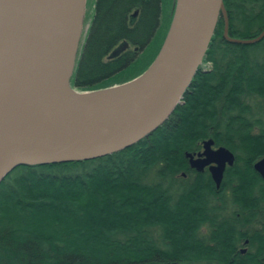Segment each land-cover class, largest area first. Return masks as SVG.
<instances>
[{
	"label": "trees",
	"instance_id": "obj_1",
	"mask_svg": "<svg viewBox=\"0 0 264 264\" xmlns=\"http://www.w3.org/2000/svg\"><path fill=\"white\" fill-rule=\"evenodd\" d=\"M224 4L229 37L249 40L264 32V0ZM166 5L167 0H96L72 88L98 91L143 75L169 30L163 25ZM224 32L220 17L181 103L151 135L105 157L20 166L5 178L0 186V264H191L211 256L196 240L197 228L209 217L198 200L197 183L181 178L188 169L185 153L210 138L225 145L228 140L264 145V39L239 45L228 42ZM159 36V47L149 56ZM124 43L129 47L112 57ZM203 65H211V71ZM246 97L256 100H242ZM261 155L252 151L250 160ZM238 174L248 184L259 179L251 167ZM221 238L223 252L231 243ZM234 264L264 263L244 257Z\"/></svg>",
	"mask_w": 264,
	"mask_h": 264
},
{
	"label": "water",
	"instance_id": "obj_2",
	"mask_svg": "<svg viewBox=\"0 0 264 264\" xmlns=\"http://www.w3.org/2000/svg\"><path fill=\"white\" fill-rule=\"evenodd\" d=\"M85 0H0V186L17 167L56 165L105 157L155 132L181 103L209 49L220 17L230 43L264 39L229 37L224 0H176L164 44L140 77L107 89L78 93L77 64ZM137 16V13L134 17ZM129 47L124 43L112 57ZM137 51V49H136ZM206 160L187 158L197 170L212 163L220 188L227 149ZM264 178V158L255 165Z\"/></svg>",
	"mask_w": 264,
	"mask_h": 264
},
{
	"label": "flooded vegetation",
	"instance_id": "obj_3",
	"mask_svg": "<svg viewBox=\"0 0 264 264\" xmlns=\"http://www.w3.org/2000/svg\"><path fill=\"white\" fill-rule=\"evenodd\" d=\"M172 16V0H167V27L170 28ZM211 65H203L204 71H211ZM250 102L255 98H243ZM222 131L218 130L220 134ZM256 128L254 133H258ZM211 149L218 151L221 148L227 149L234 156V163H225L220 188H217L211 168L218 167V163L212 162L206 165L203 170L191 167L187 158V153L195 159L206 160L204 140L197 151L186 152L187 171L181 174L184 181H194L202 196L198 199L204 204L208 212L209 219L197 228L196 240L205 244L211 250V256L206 257L203 262H192L191 264H234L237 261L247 258L251 261H263L264 263V178L256 171L255 165L264 156L261 155L255 161H251L252 151L264 152L263 146H243L236 145L231 140L227 145L218 143L215 139ZM207 139V140H210ZM218 141H220L218 139ZM232 143V144H230ZM236 151H243L245 154L239 155ZM241 159V161L239 160ZM252 168L259 176L253 184L243 182L238 177L240 169ZM233 168V169H232ZM239 171H238V170ZM237 170V171H236ZM236 175V176H235ZM237 183V185H236ZM227 236L230 245L226 251H221L222 236ZM205 258V257H204Z\"/></svg>",
	"mask_w": 264,
	"mask_h": 264
},
{
	"label": "rangeland",
	"instance_id": "obj_4",
	"mask_svg": "<svg viewBox=\"0 0 264 264\" xmlns=\"http://www.w3.org/2000/svg\"><path fill=\"white\" fill-rule=\"evenodd\" d=\"M95 3H96V0H85V5H84V17H83V22H82V30H81V36H80V40H79V45H78V51H77V62L80 58V55H81V52L83 50V47L86 43V40H87V35H88V32H89V29L92 25V21H93V18H94V14H95ZM167 7V5H166ZM164 17H165V22H163V25H166L167 26V8H166V13H164ZM163 17V19H164ZM165 23V24H164ZM162 29V36H163V33L165 31V27ZM162 36L159 38H157L155 40V42L153 43L152 45V48L149 52V56L153 55L156 53L158 47H159V44H160V41L162 39ZM208 66V65H207ZM114 82H120L119 80H115ZM77 91V90H76ZM78 93H82V92H79L77 91Z\"/></svg>",
	"mask_w": 264,
	"mask_h": 264
}]
</instances>
